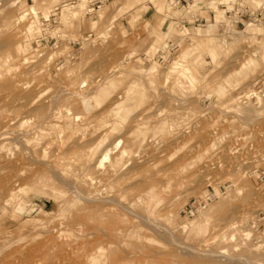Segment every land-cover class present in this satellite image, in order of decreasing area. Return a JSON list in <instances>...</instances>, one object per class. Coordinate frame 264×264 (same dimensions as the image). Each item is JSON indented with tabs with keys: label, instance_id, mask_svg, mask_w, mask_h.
Instances as JSON below:
<instances>
[{
	"label": "rangeland",
	"instance_id": "rangeland-1",
	"mask_svg": "<svg viewBox=\"0 0 264 264\" xmlns=\"http://www.w3.org/2000/svg\"><path fill=\"white\" fill-rule=\"evenodd\" d=\"M210 1L0 0V264H264L263 0Z\"/></svg>",
	"mask_w": 264,
	"mask_h": 264
},
{
	"label": "built area",
	"instance_id": "built-area-1",
	"mask_svg": "<svg viewBox=\"0 0 264 264\" xmlns=\"http://www.w3.org/2000/svg\"><path fill=\"white\" fill-rule=\"evenodd\" d=\"M180 2L181 0H177L176 3H180ZM233 12H238V11L236 9H229V8L226 9V13L228 14H232ZM240 17H243V13L240 14ZM250 19L255 22H264V0L262 5L259 7V9L256 12H251ZM235 23H240V22L239 20H236ZM217 197H218V193L215 190L209 191L203 199L199 201L194 200L183 211L188 215H194L196 212L204 209L208 202L214 200ZM255 229L261 234H264V214H260L258 216L255 222Z\"/></svg>",
	"mask_w": 264,
	"mask_h": 264
},
{
	"label": "bare ground",
	"instance_id": "bare-ground-1",
	"mask_svg": "<svg viewBox=\"0 0 264 264\" xmlns=\"http://www.w3.org/2000/svg\"><path fill=\"white\" fill-rule=\"evenodd\" d=\"M89 1V0H88ZM255 2H257V3H260V1L261 0H254ZM86 2H87V0H80V3L79 4H77L78 5V7L79 8H82V7H84L85 5H86ZM236 3V5L237 4H242L243 3V1H239V0H211L210 2H209V7L214 11V12H216V15H219V14H223L224 13V11L225 10H222L221 8H220V5L221 4H224V3H227V4H229V3ZM88 4V3H87ZM243 5V4H242ZM91 8V7H90ZM239 8V7H238ZM92 9V8H91ZM90 9V10H91ZM64 10V9H63ZM259 23V22H258ZM260 30V29H259ZM182 67H183V65H182ZM122 97V96H121ZM240 97V96H239ZM250 106V105H249ZM107 108V107H106ZM106 108H103V111H104V109H106ZM248 108V107H247ZM114 109H116V114H122V115H125L126 114V112L128 111V108H127V105H125V100L124 101H120V102H118L117 104H115V107H114ZM113 110V109H112ZM250 110V109H249ZM82 114V113H81ZM57 115H59V114H57ZM80 115L79 114H76V117H79ZM116 116V115H115ZM110 117V116H109ZM69 118V117H68ZM70 119V118H69ZM77 119V118H76ZM67 120V119H66ZM73 120V119H72ZM119 120V119H118ZM122 121V120H121ZM22 122V121H21ZM42 122V121H41ZM80 122V121H79ZM100 122V121H99ZM19 123H20V120H19ZM25 123H27V122H25ZM72 123V122H71ZM114 123V122H113ZM57 124V123H56ZM122 124V123H121ZM69 125H71V124H69ZM76 124H74V126H75ZM80 125V124H79ZM86 125V124H85ZM84 125V126H85ZM105 125V124H104ZM110 125V124H109ZM39 126V125H38ZM67 126V125H66ZM83 126V125H82ZM56 127V126H55ZM68 127V126H67ZM57 129V128H56ZM3 131V130H2ZM65 131V130H64ZM79 131V130H78ZM103 131H105V130H103ZM76 133V132H75ZM47 134V133H46ZM106 136V135H105ZM50 139V138H49ZM118 144V143H117ZM97 145V144H96ZM94 149V148H93ZM92 149V150H93ZM100 149V148H99ZM140 149V148H139ZM44 150V149H43ZM110 150L111 149H106V151H104V153H103V159H105V158H108V156L110 155ZM92 153V152H91ZM59 155V154H58ZM62 155V154H61ZM61 155H59V156H61ZM88 155V154H87ZM101 156V157H102ZM56 158V157H55ZM100 161V160H99ZM102 162H104L103 160L102 161H100V165L101 164H103ZM103 187V186H102ZM83 196V195H82ZM98 197V196H97ZM96 198V197H95ZM104 201V200H103ZM203 210V209H202ZM194 216V215H193ZM197 219V218H196ZM187 221V220H186ZM195 221V219H193L192 221H189V222H187V224L185 223V224H183L182 225V227L185 229V228H188L191 224H193V222Z\"/></svg>",
	"mask_w": 264,
	"mask_h": 264
},
{
	"label": "crops",
	"instance_id": "crops-1",
	"mask_svg": "<svg viewBox=\"0 0 264 264\" xmlns=\"http://www.w3.org/2000/svg\"><path fill=\"white\" fill-rule=\"evenodd\" d=\"M181 2H183V0H181ZM180 2V3H181ZM178 4V3H177ZM185 6V5H184ZM145 16H147L148 18H152L153 21L158 22V20L160 19V17L162 18V14H158V12H155V9L152 8V10L150 12H144L143 13ZM161 15V16H160ZM200 18H204L203 16H201ZM181 19H187L184 16Z\"/></svg>",
	"mask_w": 264,
	"mask_h": 264
}]
</instances>
